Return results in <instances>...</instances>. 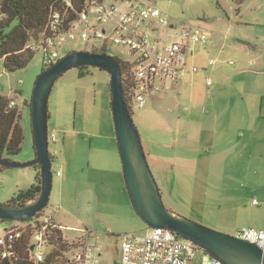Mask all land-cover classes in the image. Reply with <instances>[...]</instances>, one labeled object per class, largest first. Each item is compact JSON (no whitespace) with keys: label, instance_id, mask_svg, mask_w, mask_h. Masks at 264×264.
I'll use <instances>...</instances> for the list:
<instances>
[{"label":"rangeland","instance_id":"obj_1","mask_svg":"<svg viewBox=\"0 0 264 264\" xmlns=\"http://www.w3.org/2000/svg\"><path fill=\"white\" fill-rule=\"evenodd\" d=\"M143 1L169 15L177 30L188 26L203 28L208 44L194 47L186 72L178 82L167 80L163 92L155 95L144 109L133 108L132 117L141 140L142 137L152 140L160 131L183 129L185 132L191 101L211 99L214 87L219 84L223 86L221 96L231 105L247 97L246 87L248 97L256 96L261 103L264 97V0H246L239 11L233 0ZM163 31L174 33L168 27ZM82 51L90 52L91 47L77 40L63 48L62 56ZM107 54L123 61L131 60L128 50L122 47L110 46ZM194 67L197 73L192 71ZM44 69L41 50H36L27 69L15 73L6 72L0 60V95L14 100L24 131L21 152L10 157L13 162L27 164L36 159L31 109L25 102L32 101L35 84ZM88 71L84 78L79 77L78 69L63 74L49 99V132L56 133L57 141L49 142L54 180L45 211L55 214L68 242H77L90 231L91 240L100 247L101 263L120 264V236L144 235L148 226L136 213L126 186L111 109L110 77L95 67H89ZM207 78L213 82L210 91L206 86ZM227 110L230 111L229 106ZM262 117L260 121L264 124V104ZM150 169L158 183L152 167ZM36 177L33 166L0 170V204H7L20 190L36 184ZM172 179L167 178L159 187L163 203L168 210L176 209L191 219L188 215L192 205L185 185L180 180L179 188L174 190ZM263 184L259 178L257 183L249 184L248 191L257 194ZM244 186L236 183L233 189L244 192ZM253 199L262 202L256 195L251 203ZM9 225L0 220V234ZM203 257L205 255L198 250L192 264H201Z\"/></svg>","mask_w":264,"mask_h":264},{"label":"built area","instance_id":"obj_2","mask_svg":"<svg viewBox=\"0 0 264 264\" xmlns=\"http://www.w3.org/2000/svg\"><path fill=\"white\" fill-rule=\"evenodd\" d=\"M61 4L62 14L53 13L41 36L26 48L42 51L46 69L63 58L66 45L77 40L89 45L91 53L107 54L110 46L127 49L131 60L113 58L131 65L132 109H144L155 95L163 92L167 80L178 82L186 72L194 47L208 44L203 28L188 26L177 30L169 15L143 0H61ZM69 12L76 15L71 24ZM166 27L174 33L166 34L163 31ZM192 71L197 73L198 69L194 67ZM211 85V79L207 78L206 86ZM15 106L11 102L10 107ZM48 139L56 142V133L49 132ZM253 205L261 206V203L254 199ZM45 209L40 216L27 221H6L10 225L0 234V264L17 261L24 248L29 263L45 264L52 259L57 249L55 234L64 231V227ZM234 236L264 251V229L245 228ZM92 238L86 231L77 248L55 257L51 264H102L100 247ZM119 245L120 264H192L198 250L205 255L201 264H224L167 228L149 227L144 235L124 234Z\"/></svg>","mask_w":264,"mask_h":264},{"label":"crops","instance_id":"obj_3","mask_svg":"<svg viewBox=\"0 0 264 264\" xmlns=\"http://www.w3.org/2000/svg\"><path fill=\"white\" fill-rule=\"evenodd\" d=\"M221 86L214 87L211 99L191 101L185 132H156L152 140L142 137V144L159 187L169 177L174 190L183 181L192 205L188 217L234 236L245 228L264 229V209L256 208L264 207V184L257 194L248 191L249 184L264 181V97L261 103L249 98L246 87L247 97L231 105L221 96ZM236 183L246 191L233 189ZM254 195L261 206L253 205L254 199L251 203Z\"/></svg>","mask_w":264,"mask_h":264},{"label":"water","instance_id":"obj_4","mask_svg":"<svg viewBox=\"0 0 264 264\" xmlns=\"http://www.w3.org/2000/svg\"><path fill=\"white\" fill-rule=\"evenodd\" d=\"M80 67H95L110 77L111 109L126 186L132 205L144 223L150 228L172 230L224 264H264V251L256 245L210 229L165 207L125 98L121 66L107 54L74 52L38 77L32 96L31 119L36 149L34 162L40 165L41 190L37 198L26 205L0 204V220H28L47 207L54 180L48 139L49 99L57 80L69 70ZM0 165L8 169L27 167V164L3 159Z\"/></svg>","mask_w":264,"mask_h":264},{"label":"trees","instance_id":"obj_5","mask_svg":"<svg viewBox=\"0 0 264 264\" xmlns=\"http://www.w3.org/2000/svg\"><path fill=\"white\" fill-rule=\"evenodd\" d=\"M233 1L238 6L239 11L246 0ZM77 11L79 12V9ZM55 12L62 14L61 0H0V60L3 61L6 72L15 73L28 68L35 57V51L26 47L30 42L41 36L50 21L51 15ZM75 18V13H68L70 24ZM118 63L123 72L125 98L130 113L133 115L131 98L129 97L133 87L130 79L131 65L122 63L119 60ZM88 68L80 67L78 69L80 78H84L89 74ZM11 102H14V100L0 95V159L9 161H11L10 157L21 152L24 142V131L20 123L22 116L17 105L10 107ZM25 105L31 109L32 101H26ZM50 157L52 159L51 154ZM28 166H33L37 171L36 184L27 190H20L8 204L23 206L34 201L39 195L41 190L40 165L33 161L27 163ZM4 169L8 168L0 165V170ZM41 213L43 211L36 216H40ZM55 240L57 249L51 260L77 248L81 239L77 242H68L64 239L63 231H57ZM27 259L28 252L24 248L20 258L12 264H32ZM51 260H47L45 264H51Z\"/></svg>","mask_w":264,"mask_h":264}]
</instances>
